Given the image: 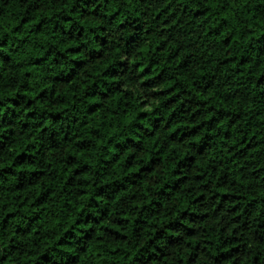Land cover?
Returning <instances> with one entry per match:
<instances>
[{"label":"clouds","instance_id":"clouds-1","mask_svg":"<svg viewBox=\"0 0 264 264\" xmlns=\"http://www.w3.org/2000/svg\"><path fill=\"white\" fill-rule=\"evenodd\" d=\"M0 264H264V0H0Z\"/></svg>","mask_w":264,"mask_h":264}]
</instances>
